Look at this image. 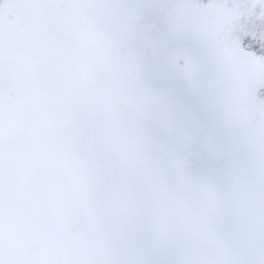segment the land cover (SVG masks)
<instances>
[{"label": "snow or ice", "instance_id": "obj_1", "mask_svg": "<svg viewBox=\"0 0 264 264\" xmlns=\"http://www.w3.org/2000/svg\"><path fill=\"white\" fill-rule=\"evenodd\" d=\"M0 264H264V0H0Z\"/></svg>", "mask_w": 264, "mask_h": 264}]
</instances>
